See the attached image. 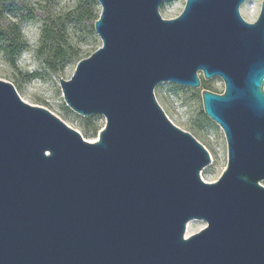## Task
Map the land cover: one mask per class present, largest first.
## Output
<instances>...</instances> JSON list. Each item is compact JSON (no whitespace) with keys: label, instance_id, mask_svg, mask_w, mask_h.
<instances>
[{"label":"water","instance_id":"water-1","mask_svg":"<svg viewBox=\"0 0 264 264\" xmlns=\"http://www.w3.org/2000/svg\"><path fill=\"white\" fill-rule=\"evenodd\" d=\"M102 45L58 78L66 105L102 115L85 140L0 79V264H264V0H96ZM227 164L206 182L207 149L174 125L154 89L199 88ZM206 226L185 237L186 225Z\"/></svg>","mask_w":264,"mask_h":264},{"label":"rangeland","instance_id":"rangeland-1","mask_svg":"<svg viewBox=\"0 0 264 264\" xmlns=\"http://www.w3.org/2000/svg\"><path fill=\"white\" fill-rule=\"evenodd\" d=\"M261 1L246 0L239 8L242 18L248 22H254L259 14ZM64 2L67 6L71 5L73 0H64ZM36 3L41 14L38 18L44 20L43 29L47 27L53 32L60 31L62 40L43 42L41 34L40 47L36 51L39 68L32 72L26 71L19 63L21 54L28 50L26 43L17 55L15 65H12L1 50L3 43L0 42V79L13 84L22 100L28 104L46 108L68 126L77 130L85 140L93 142L98 138V132L104 127L105 118L102 115L84 117L72 111L64 102L57 77L69 80L78 61L87 58L102 45L94 30L95 21L87 17L77 19L79 4H87L82 0H75V9L56 20L51 19V13L60 0H36ZM184 4L185 0H165L159 8L161 17L170 19L178 16ZM10 5L19 10L16 4ZM87 7L96 17L99 16L101 8L98 2L95 5L87 4ZM23 17L25 20L37 18L33 16L32 11L27 9L23 10ZM68 26L73 28L74 35L65 32ZM58 43L67 49V57L64 61L58 59L53 67L50 62H53V49ZM199 76L202 80L199 88L165 82L157 85L154 95L168 119L180 129L193 135L207 149L211 162L201 170L200 177L206 182H214L226 167L227 147L220 127L204 117L201 93L204 90L221 93L224 84L218 77L205 80L201 74ZM94 128H96V133H93ZM261 184L264 186V181ZM191 221H193L194 228L188 233L185 231V237L197 233L206 226L203 220L193 219Z\"/></svg>","mask_w":264,"mask_h":264},{"label":"clouds","instance_id":"clouds-1","mask_svg":"<svg viewBox=\"0 0 264 264\" xmlns=\"http://www.w3.org/2000/svg\"><path fill=\"white\" fill-rule=\"evenodd\" d=\"M13 3L18 6L19 10H9L8 5ZM75 7V0H73L71 5L67 6L64 0H60V3L52 10L51 19L56 20L59 17L66 16ZM25 9L32 11L33 16L37 18L25 20L23 17V10ZM40 15L36 0H0V41L9 34L11 29H19L20 36L28 45V50L21 54L19 63L29 72L36 71L39 68V62L36 60V51L40 47V36L44 26V20L38 18ZM65 32L69 35H74V30L71 26L66 27Z\"/></svg>","mask_w":264,"mask_h":264},{"label":"trees","instance_id":"trees-1","mask_svg":"<svg viewBox=\"0 0 264 264\" xmlns=\"http://www.w3.org/2000/svg\"><path fill=\"white\" fill-rule=\"evenodd\" d=\"M84 3L95 5L97 2L96 0H82ZM87 4H79L78 10L76 13L77 19H82L83 17H87V19L95 21L98 16L96 17L92 11L89 10L87 7ZM9 10H13V6L8 5ZM62 40V34L60 31L53 32L49 28L45 27L42 31V41H52V42H58ZM1 50L6 55L7 60L12 64L15 65L16 57L20 53V51L24 48L25 42L23 38L19 34L18 28H13L10 30L9 34L5 37H3ZM67 57V49L64 48L62 45H59V43L56 45V47L53 49V55L52 59L53 62H50V64L54 67V63L61 59L64 61V59ZM49 63V62H48ZM202 84V80L200 79V85ZM204 117L209 120L205 115ZM93 133H96V128L93 129Z\"/></svg>","mask_w":264,"mask_h":264},{"label":"bare ground","instance_id":"bare-ground-1","mask_svg":"<svg viewBox=\"0 0 264 264\" xmlns=\"http://www.w3.org/2000/svg\"><path fill=\"white\" fill-rule=\"evenodd\" d=\"M244 7V6H243ZM254 18V17H253ZM192 222L193 221H190V222H188L187 223V225H186V231H187V233H188V231L190 230V229H193L194 228V225L192 224Z\"/></svg>","mask_w":264,"mask_h":264}]
</instances>
